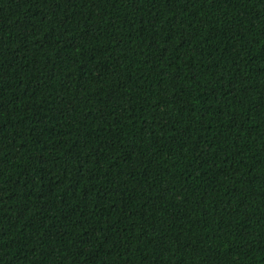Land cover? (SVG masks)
<instances>
[{
    "label": "trees",
    "instance_id": "16d2710c",
    "mask_svg": "<svg viewBox=\"0 0 264 264\" xmlns=\"http://www.w3.org/2000/svg\"><path fill=\"white\" fill-rule=\"evenodd\" d=\"M0 264H264V0H0Z\"/></svg>",
    "mask_w": 264,
    "mask_h": 264
}]
</instances>
